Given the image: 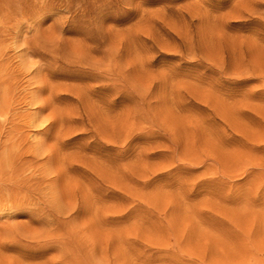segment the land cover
Returning a JSON list of instances; mask_svg holds the SVG:
<instances>
[{
	"label": "rangeland",
	"instance_id": "obj_1",
	"mask_svg": "<svg viewBox=\"0 0 264 264\" xmlns=\"http://www.w3.org/2000/svg\"><path fill=\"white\" fill-rule=\"evenodd\" d=\"M0 264H264V0H0Z\"/></svg>",
	"mask_w": 264,
	"mask_h": 264
},
{
	"label": "bare ground",
	"instance_id": "obj_2",
	"mask_svg": "<svg viewBox=\"0 0 264 264\" xmlns=\"http://www.w3.org/2000/svg\"><path fill=\"white\" fill-rule=\"evenodd\" d=\"M4 158H5V157H4ZM7 161H8V160H7ZM5 165L7 166V162L5 163ZM4 167H5V166H4ZM4 167H3V168H4ZM3 168H2V169H3Z\"/></svg>",
	"mask_w": 264,
	"mask_h": 264
}]
</instances>
